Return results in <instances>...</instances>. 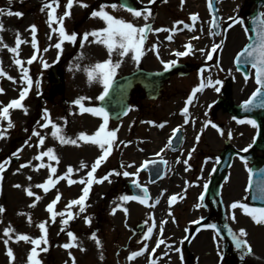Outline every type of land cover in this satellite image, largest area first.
<instances>
[{"label": "rangeland", "instance_id": "obj_1", "mask_svg": "<svg viewBox=\"0 0 264 264\" xmlns=\"http://www.w3.org/2000/svg\"><path fill=\"white\" fill-rule=\"evenodd\" d=\"M50 2L51 0H11L9 3V0H0V9L4 10V13L0 14V25H2V29H0V70L6 72L5 75L0 76V88L3 89V93L0 94V109L7 106L12 100L19 98L17 95L24 87H27L21 79L23 69L15 64L16 59L23 62V67L27 68L29 76L33 80L30 91L22 101L23 109L9 111L14 126L8 129V121L2 119L0 121V132L7 129L6 132H3L2 142L5 144L3 150H1L2 146L0 145V160L3 162L10 160V163L6 165V171L2 174L3 179L0 180V206L5 209V212L0 213V264H28L27 258L33 245L24 241L17 242L16 236L23 234L32 239L40 238L43 233L37 225L45 221L48 222L46 224L48 244H42L37 249L41 264H73V258L75 264H150L149 258L153 256L158 259L159 250L160 255H163L160 257L162 262L159 264H210L208 262L210 259H212L211 264H218L216 263L217 254L225 256L226 259H222L223 263L220 264H248V262L252 264L253 261L248 257L247 249H238L231 236L227 242L225 239H214L209 233L208 235H197V239L192 243L193 246H190L191 252L189 250L185 252V242L182 239L187 236L185 228L189 221L193 223L204 212L200 206L203 205V202L198 200L201 197L199 194H202L200 188L203 184L202 182L199 183L197 173L201 171L197 172V170H200V167L202 169L201 161L203 162L205 157L203 154L205 153L200 154L196 160L193 159L197 165L194 167V171H191L187 167L188 165L184 163L188 159V155L177 153L168 156L170 166H174L176 169V172H173L176 176L175 187L172 183L164 182L152 186L153 199L148 202L149 205L158 200V191L167 187L164 198L158 204L156 203L155 207H148L137 201L121 202V196H131L126 185L129 176L125 177L122 173L125 171L135 172V168L142 161L152 158L158 147H165L164 142L169 134L156 126L160 124L161 119L160 112L157 110L158 102L146 100L141 89L136 91L130 114L122 122L117 123L109 119V130L118 129L117 141L111 155L106 161L101 162L96 173H94L98 179L109 173L119 172L121 175H110L109 180L111 182L94 183L86 201L85 212L80 213L79 206H74L72 211L76 218L70 220L68 225H62L60 216H57L55 223L51 222L50 213L46 209L56 196L60 195L61 199L55 205L54 210L63 212L66 210V205L83 194L82 189L85 185L80 183L69 185L67 180H60L45 193L42 189L35 187L37 184L45 183L50 175L49 169L47 167L40 168V165L42 163L50 164L57 168V173L52 176L54 180L58 176L64 175L69 167L74 170L71 179L86 180L91 166L102 154L99 146L93 145L90 141L78 140L77 145L61 144L59 139L52 136L54 129L51 126L41 127L42 124L46 123L43 119L45 110L50 113L52 122L61 129L59 135L69 139H77L81 133L92 136L103 122L102 118L93 116L91 113L82 114L80 106L75 103L76 100L85 98L81 101L84 107L98 108V97L104 91L101 82L97 80L90 83L88 80V71L95 64L103 63L109 59L107 48L102 44L94 43V38L89 37L88 41H83V34L106 27V24L99 18H92L91 13L99 10L101 5H108L105 10L109 14L131 22L137 27H143L153 15L145 21L142 17L135 18L126 9L120 8L121 4L118 0H82L89 7L84 8L80 7L78 3L75 4L71 9L70 18L64 20L66 31L69 34H77V42L72 44L65 41L61 50L55 47V44L60 42L59 33L52 31L58 25L53 24L50 28L48 25L49 10H41L45 3ZM148 2L149 0H139L136 10L148 8L153 13L157 6L159 8V14H157L155 25L150 33L149 43L143 45V55L139 62L132 59L134 53H129L123 58L118 53H113L111 56L113 63L122 61L115 76L132 71L140 65L149 68L159 67L160 62L157 54L159 47L155 46L154 51L151 50V47L158 45L159 41L165 37L166 32H156V29L166 28V24L174 26L183 20L190 26L203 27L205 21L208 20L205 0H200V4L199 0L196 3H193L192 0H183V3L181 0H166V2L165 0H155V4L151 7H147ZM66 3L67 0H60V7L56 13L58 17L65 12ZM112 4H116L117 9H112L110 7ZM219 5L224 27L237 16L242 19V23L233 30L229 31V28L225 30L230 37L222 57L228 60V57L242 43L247 41L249 33L247 22L254 5L250 0H220ZM194 9H198L200 19L193 25V22L189 21L188 15ZM9 10L13 13L20 12L23 15L21 17L9 16L7 15ZM182 24L178 25L177 30L183 29L184 24ZM32 25L37 28L35 35L40 52L37 54L38 58L29 65L27 60L33 56L31 46L33 34L30 31ZM18 38L24 43L20 45L17 54L9 49L16 47ZM193 58H198V56ZM228 61L230 62V60ZM45 63L48 65L47 68L43 66ZM8 66L12 67L13 72L8 69ZM51 68H54V71ZM233 68L230 63V69H217L213 72V76L221 78L224 81L223 85L230 81L234 87L233 98L239 100L243 97L244 92L247 95L253 85L250 84V81L241 79V75ZM57 73L59 77H56ZM10 75H13L15 79H8ZM193 77H190L189 81H192ZM242 81L244 87L249 84L250 88L247 91L241 89ZM221 95L220 91H211V93L205 94L206 97L204 96L199 102L200 104L198 103V108L204 101L206 105L196 110L199 111L200 115H205V109L208 108L209 120L213 118L216 121L220 120L218 122L226 119L232 120L231 115L224 112L214 102L210 106L208 105L209 102ZM24 109L27 110V114H25ZM199 114L196 112V115ZM206 114L208 115V112ZM248 120L246 119V121ZM250 127L246 126L245 135L251 134L249 132ZM33 130L39 131L41 136L45 138L43 147L37 146L39 138L32 135ZM26 141L28 142L27 146ZM17 147L18 149H16ZM48 148L54 150L59 163L49 160L48 157H44L43 160L35 159L37 155ZM19 149L23 150L18 152ZM17 152L18 158L13 155ZM164 153L166 152L163 151ZM175 159L183 160V164L180 163L175 166ZM198 161L199 164H197ZM81 163L87 167L81 168ZM21 164H29L30 166L21 168ZM129 165L132 166L129 167ZM244 165L246 166L239 159H236L228 170V177L224 182L227 186L226 201L223 204L224 219L231 226L233 233L239 235L241 229L245 230L247 235L243 239L247 241L251 249L259 252V256L263 258L264 250L261 252L259 250L262 249L264 243V224H256L243 209L233 210L230 207L232 201L240 198L244 193L242 186L245 183V175L242 174V177L239 175L241 166ZM145 176L144 173L139 172L136 179L145 181ZM15 185L21 187L17 188ZM28 188H31L35 195L41 197L38 202L35 200V196L29 197L26 194ZM173 190L176 193L173 194ZM246 193L247 191L244 194ZM173 195L183 198L174 201V206L172 204L168 206L166 199L169 200ZM241 198L244 201L243 197ZM34 203L35 207H30ZM124 209L127 210V213ZM199 212L200 214H198ZM217 212L219 211L217 210ZM233 212L236 218L234 221L230 218ZM29 217H31V223ZM86 218L91 220L90 224L86 223ZM153 219L157 228L153 230L149 240H144V233H146ZM146 221L147 223H145ZM161 223H163L162 233L159 228ZM139 224L145 225L142 232L138 228ZM9 226L14 231L11 234L12 239L9 244L5 245L3 241L7 238L3 236V232ZM62 227L65 229L64 231H61ZM68 231L76 236L74 242L76 246L65 249L62 245L73 243L67 236ZM93 234L100 241L99 245L92 239ZM202 238L204 241L201 240ZM160 239H163L165 243L157 248L156 245ZM203 244L209 248L208 251L205 252L204 249L199 248ZM145 245L149 247L147 246V252L144 256L133 260L128 259L132 252L145 249ZM178 246L183 248L179 254L176 251ZM224 246V251L227 252L221 254ZM45 247L48 251H41ZM7 248L13 250L14 260L7 256ZM153 249H155L154 253ZM181 254L183 260H181ZM207 256H210L209 260H207Z\"/></svg>", "mask_w": 264, "mask_h": 264}, {"label": "snow or ice", "instance_id": "obj_2", "mask_svg": "<svg viewBox=\"0 0 264 264\" xmlns=\"http://www.w3.org/2000/svg\"><path fill=\"white\" fill-rule=\"evenodd\" d=\"M166 2V0H165ZM183 3V0H181ZM9 3H11V0H9ZM79 4L80 7L87 8L89 7L88 4L83 3L82 0H67L66 3V10L63 13L62 16H57V9L60 7V0H51L50 3H45L43 8L41 9L42 11L45 9H48V25L50 28H52L53 24H57V28H53V32H58L59 33V41L58 43L55 44V47L57 49L62 50V44L67 41L69 43L75 44L77 42V34L72 33L69 34L65 27H64V20L66 18H70L71 15V9L74 7L75 4ZM149 3H155V0H149ZM108 7V5H101L99 10H95L91 13L92 18H99L102 20L105 24L106 27L103 29L97 30V31H92L90 33H85L83 34V41H88L89 37L94 38L93 42L97 44H102L107 48L108 54H109V59L104 61L103 63H97L94 65V67L88 71V80L89 82L93 81H99L103 84V94L98 97L99 100L103 101L105 99V96L108 95L109 88L112 85L113 78L116 74V70L121 66L122 61H117L113 63L111 56L113 53H118V55L123 58L125 56H128L129 53H134L132 55V59L135 60L136 62H139L141 60V57L143 55V45L145 44L147 34L148 32L152 31V29L145 24L143 27H137L131 22H127L123 19H118L114 17L113 15L109 14L108 11L105 10V8ZM112 9H117L116 4H112L110 6ZM120 8L126 9L131 15L135 18H143L145 21H147L151 16H152V11L148 8H144L143 10H136L131 6L127 5H120ZM208 8L210 12L215 13L217 9L214 6V0H208ZM4 13L3 9H0V14ZM7 15H16L17 17H21L23 14L20 12H15L13 13L12 11H8ZM261 20H260V25L261 27L256 30V39L253 43H250L247 47L243 49L241 53L236 58L237 64L241 63V58H243V63L244 64H251V67L255 70V83L258 85L256 91L253 93L252 98L249 99L248 101L245 102L243 107L245 108L246 111H250L251 108L250 106L253 107H264V13H261ZM191 21L193 22V25L195 22L198 20V15L193 14L190 17ZM236 23H242L240 20H236ZM183 23L182 21L177 22L176 25L173 26L172 29L168 28H159L156 29V32H174L177 30V27L179 24ZM212 27L218 29L220 26L218 23H216V17L213 16V22H212ZM184 28H187L189 30H193L192 27L188 24H184ZM0 29H2V25H0ZM30 31L33 34L32 35V40H31V46L33 49H37V40H36V32L37 28L35 25H32L30 27ZM218 33L213 31L212 35H217ZM51 38V37H50ZM169 41L172 40V35H169L167 37ZM193 39H199V37H193ZM251 39V37H250ZM24 43V41L20 40L19 38L16 40V47L9 49L13 53L18 54V49L20 45ZM220 47V45H214L211 48V51H206L205 55L207 56L208 60H213V55L217 52V49ZM185 48L187 49L186 51L183 52H176L175 55L178 57L181 56H187L192 54V46L190 44L185 45ZM47 51V49H45ZM204 51V50H201ZM37 55H33L31 58L27 60V64H32L36 59ZM175 61H172L170 63H165L164 67L165 70H169L171 67L175 65ZM15 64L20 66L23 71H22V76L21 79L27 87H24L20 94L18 99L12 100L7 106L3 107L0 109V119L8 121V129L12 128L14 125L11 122L10 118V109H23L22 101L26 98L28 92L30 91L33 80L29 76V72L27 68L23 67V62L20 59L15 60ZM45 68L48 67V65L45 63L43 65ZM239 70V69H237ZM201 75H203L204 69L200 70ZM5 75V73L0 70V76ZM8 79H12L11 77H8ZM245 79L247 80L248 77L245 76ZM221 84V81L216 80L213 82L211 78H207L204 82L200 83L198 87L194 88L191 95L186 101V106L182 110V115L185 117V123H188V115H189V105L193 103V98L196 96L197 93L203 91L205 87H213L215 91L219 92L220 88L218 85ZM3 93V89L0 88V94ZM257 97H261L260 101L258 104H254V101H256ZM85 98H80L75 101L76 105L80 106V111L81 113H91L93 116H97L102 118V124L99 126V129L94 133V135L89 136L87 134L81 133L77 139H69L64 136L59 135L61 129L57 127L56 124H54L50 118V113H48L47 110H45L43 119L46 121L45 124H42L41 127L47 128L51 126L54 131L52 132V136L59 139L61 144H72V145H77V141H85V142H91L93 145H98L100 150L102 151V154L96 159V161L93 163L91 166V170L87 173V179H81L79 181L71 179V175L73 174V169L69 167L67 169V172L64 175L58 176L55 180L52 179V176H54L57 173V168L52 167L50 164L45 165L41 164L40 168L47 167L50 171L49 178L45 183L37 184L35 185L36 188L42 189L45 193H47L50 190V187H54L60 180H67L69 185L74 184V183H80L82 185H85V187L82 189V195L75 200H72L68 205H66V210L63 212H57L54 210L55 205L59 202L61 199L60 195H57L56 198L47 206V212L50 213V220L51 222L55 223L57 216H60L61 223L62 225H68L70 220H73L76 218L75 214L72 211V208L74 206H79V212L83 213L86 210V201L89 197V193L91 190V187L94 183H103L104 181H109V176L110 175H121L119 172L115 173H109L108 175H105L102 178H96L94 176V173H96L97 168L100 166L101 162L106 161L107 158L111 155L114 145L116 144L117 141V131L118 129H113L109 130L108 125H109V115L108 112L105 111L104 108H88L84 107L81 103V101ZM25 114H27V110L24 109ZM39 123V122H38ZM238 123H248L251 124L254 128L257 126L255 120H240ZM208 125H211V127L216 128L218 131L220 129L218 126L211 121H208L205 124V127ZM157 127L163 128L165 125L163 123L156 125ZM7 129H4L2 132H0V139H3V132H6ZM179 129H174L173 130V137H175L176 132H178ZM33 136H36L39 138L38 141V147H43L45 143V138L41 136L39 131L33 130L32 132ZM230 135V134H229ZM199 140V136H197V141ZM123 143V142H121ZM171 143V140L169 141ZM26 146L28 145V142H25ZM23 149H19L18 152L22 151ZM192 151H195L193 149ZM247 151V149H245ZM18 152L13 153L14 156H17L18 158ZM189 158H191V152H189ZM44 157H48L49 160L56 161L59 163V160L57 156L54 153V150L51 148H48L46 151L41 152L39 155L35 157L36 160H43ZM163 163H166L162 161ZM10 163V160H5L3 163H0V179H2V174L4 171H6V165ZM152 163H155L154 161ZM179 163V161H177ZM185 164L188 163L187 160L184 161ZM29 164H21V168L29 167ZM132 165H129L131 167ZM149 164L146 162L142 167L147 168ZM87 165L81 163V168H85ZM37 171L39 169H36ZM187 170V169H186ZM251 173V170H249ZM139 174V170L136 173H129L127 171L123 172L122 175L125 177H128L130 175L137 176ZM31 179V177H29ZM133 184L136 188L141 189V192L144 193L142 196H129V195H123L120 197L121 202H129V201H138L140 204L148 206V207H155V204L149 205V196L147 194V189L146 188H141V185L137 181H133ZM15 187L19 188L21 187L20 185H15ZM205 189H207V185H205ZM258 192L259 195L256 197H253V199H259L261 201H264V182H260L258 186ZM26 194L29 197L35 196V200L38 202L41 197L38 195H35L34 192L31 190V188L26 189ZM204 197L201 196L200 200L203 201ZM177 200V196L173 195L169 199V204L173 201ZM156 203H159V200L156 201ZM203 206V205H200ZM30 207H35V203L30 205ZM231 209L235 210L237 208L243 209L244 212L252 218L253 221H255L256 224H264V207H259V208H253L249 207V205L245 203H239V202H234L231 204ZM125 213H127V210L124 209ZM5 212V209L0 206V213ZM171 215V214H170ZM66 217V218H64ZM233 221L236 219L235 214H233L230 217ZM29 222L31 223V217L28 218ZM152 219V218H150ZM48 222H41L37 225V227L40 229V231L43 233V235L38 238V239H32L28 235H18L16 236V241H24V242H29L33 245L31 249V253L28 256V264H41V261L38 259L39 252L37 251L40 246L47 245L48 244V239H47V228L46 224ZM86 223L90 224L91 220L89 218H86ZM147 223V221L145 222ZM166 223V222H163ZM163 223L159 226L160 232H163ZM199 223V222H197ZM209 228L213 229L214 231H217V225H208ZM157 228V225L153 219V222L151 223L150 226H148L146 233H144L143 239L144 240H149L152 237L153 230ZM65 229L62 227L61 231H64ZM14 230L9 226L6 228L3 232V236L6 237L7 239H4L3 243L5 245L9 244V241L12 239V232ZM228 233L232 238L233 243L235 246L240 249L244 248L247 249V252H251V248L248 245L247 241L243 239L247 235L246 231L241 229L239 231V235L236 233H233L232 230L229 228ZM217 235H219V232L217 231ZM67 236L69 237L70 241H73V243H65L62 245L65 249H70L72 247H75V241H76V236L71 232H67ZM92 239L96 241L97 245L100 244V241L96 238L95 234H93ZM165 241L163 239H160L156 245V247H160V245L164 244ZM147 248V245H145V249ZM83 250V249H81ZM41 251H48V249L45 247L41 249ZM155 251V249H153ZM177 252L180 251V249H176ZM7 256L14 260V253L11 248H7L6 252ZM143 255V251H135L132 252L131 255L128 257L129 260H133L134 258ZM223 257H221L222 259ZM243 259V256L241 257ZM181 260H183V255L181 254ZM73 264H75V259L73 258ZM152 264H156L155 260L152 261Z\"/></svg>", "mask_w": 264, "mask_h": 264}, {"label": "water", "instance_id": "obj_3", "mask_svg": "<svg viewBox=\"0 0 264 264\" xmlns=\"http://www.w3.org/2000/svg\"><path fill=\"white\" fill-rule=\"evenodd\" d=\"M255 1L258 7H260V5L263 3L264 0H255ZM258 13L259 11L257 9V12H256L257 16H258ZM140 72H136V73H140ZM134 78H135V75H130V76H125L121 79L116 80L106 100V106L110 111L116 109V107L119 106L118 111L119 113H121L122 109H124L127 106V100L130 96V91L133 88L134 83H135ZM259 110L263 111V109H259ZM254 113L256 116H258V110H256V112ZM260 114L264 115V111L260 112ZM263 129L264 127H262V130Z\"/></svg>", "mask_w": 264, "mask_h": 264}, {"label": "bare ground", "instance_id": "obj_4", "mask_svg": "<svg viewBox=\"0 0 264 264\" xmlns=\"http://www.w3.org/2000/svg\"><path fill=\"white\" fill-rule=\"evenodd\" d=\"M9 64V63H8ZM8 69L12 71L11 67L8 66ZM263 246H264V243H263Z\"/></svg>", "mask_w": 264, "mask_h": 264}]
</instances>
